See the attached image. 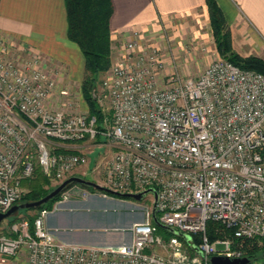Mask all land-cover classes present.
Returning <instances> with one entry per match:
<instances>
[{"label":"built area","instance_id":"1","mask_svg":"<svg viewBox=\"0 0 264 264\" xmlns=\"http://www.w3.org/2000/svg\"><path fill=\"white\" fill-rule=\"evenodd\" d=\"M140 38L133 30L106 69L94 94L100 121L52 108L54 79L42 57L0 38V212L37 169L54 184L82 167L79 176L96 172L114 192L157 194L122 228L128 242L86 245L58 238L48 215L70 199L109 194L70 185L31 221L0 227V264L21 252L28 264H211V255L245 256L243 240L264 239V73L217 58L196 77L167 75L162 48ZM95 145L107 150L91 165ZM153 211L198 240L165 238ZM209 222L230 232L212 240Z\"/></svg>","mask_w":264,"mask_h":264},{"label":"crops","instance_id":"2","mask_svg":"<svg viewBox=\"0 0 264 264\" xmlns=\"http://www.w3.org/2000/svg\"><path fill=\"white\" fill-rule=\"evenodd\" d=\"M216 2L231 29L236 50L239 34H246L251 42H264V0ZM112 5L109 27L114 48L133 30L140 32L144 42L146 35L156 29H176L174 34L180 29L182 33L183 29H211L205 0H112ZM67 25L65 0H0V38L16 49L26 47L31 54L64 63L71 76L79 80L84 72V57L78 45L68 38ZM85 200L89 203L96 199ZM80 205L78 199L61 203L48 215V226L64 241L103 245L94 242L91 232H105V222H96L90 215L70 216ZM92 208L87 206V210ZM8 264H28L25 253L12 257Z\"/></svg>","mask_w":264,"mask_h":264},{"label":"rangeland","instance_id":"3","mask_svg":"<svg viewBox=\"0 0 264 264\" xmlns=\"http://www.w3.org/2000/svg\"><path fill=\"white\" fill-rule=\"evenodd\" d=\"M175 30L176 29L152 30L146 35L144 42L142 41L144 45L153 42L162 48L165 56V74L177 73L182 78L196 77L212 59L224 58L216 49L212 29H196V32L190 29H183V33L180 29L178 33L174 34ZM128 39L129 38H125L124 41L117 42L116 45L114 43L116 46L115 48L110 42V63L114 61L118 50ZM236 42L239 48L238 50L234 48L231 37L232 47L239 54L243 56L257 55L264 58V42H251L246 34H239L236 38ZM41 59L44 61L45 67L54 79V87L49 97V103L52 108H61L73 112H89V104L85 100L81 90L82 75L84 72H82L81 79L75 80L71 76L68 66L64 63L51 59ZM105 72L106 70L97 75V82L94 87L97 93L100 90L101 80ZM160 83L163 84L164 82L162 83V80H160ZM94 93L93 89V97ZM106 150V146L95 145L92 147V149L87 152L91 160V165H93L94 161L104 154ZM81 170L82 167L77 168L74 174L79 175ZM84 176L86 179L95 182L101 181V175L96 172L91 173L88 170L87 174ZM35 177L36 176L25 181L23 196L30 193L32 181ZM42 186L50 191L55 184L47 180ZM74 190L80 191L77 187H75ZM90 197L96 200L87 203L85 199ZM85 199H78V201H81V207L80 209L75 208L77 210L74 209V211L70 212V216L82 217L90 215L96 222H105V232L104 230H94L91 232V236L95 238L93 239L94 242H99L103 245L117 246L129 241L128 232L123 231L122 228H128L132 222L140 220L142 214H144V211L142 213V206L145 204H152L153 197L150 192H147L140 200L132 198L121 199L109 195L104 196L102 192H97L92 195L90 194ZM88 205L89 207H93L91 209L92 211L87 210ZM36 212L37 211H34V209H18L12 215L3 219L0 222V227L6 229L9 223L20 218H26L30 221ZM158 232L165 238L173 234L171 231L164 228L158 229ZM174 234L179 235L184 240L191 239L190 234L178 230H176Z\"/></svg>","mask_w":264,"mask_h":264},{"label":"trees","instance_id":"4","mask_svg":"<svg viewBox=\"0 0 264 264\" xmlns=\"http://www.w3.org/2000/svg\"><path fill=\"white\" fill-rule=\"evenodd\" d=\"M205 2L208 8L210 25L218 53L242 68L254 69L264 73L263 57L257 55L243 56L233 49L230 28L216 0H205ZM65 4L68 23L67 36L78 45L84 56V74L81 82L82 94L89 104V113L95 115L98 121H100L102 114L95 98L92 96V90L94 89V94H96L94 87L97 82V75L105 71L110 65L111 41L109 19L113 11L112 0H65ZM34 176L36 177L32 181L30 193L22 196L18 202L35 200L49 192L42 186L49 179L38 169L31 178ZM73 184L82 185L91 191L97 190L94 187L78 182H70L65 188ZM103 192L113 197L122 198L115 193ZM59 195L60 193L38 207L28 209L37 211L42 208H49ZM158 229H162V227L158 226ZM207 232L209 238L213 240L218 236L229 233L230 230L222 228L217 223L209 222ZM191 238L195 241L198 240L197 236H192ZM241 247L244 250V255L250 261L264 258V239L256 237L245 239L242 241Z\"/></svg>","mask_w":264,"mask_h":264},{"label":"water","instance_id":"5","mask_svg":"<svg viewBox=\"0 0 264 264\" xmlns=\"http://www.w3.org/2000/svg\"><path fill=\"white\" fill-rule=\"evenodd\" d=\"M70 182H78L80 184H85V185H89L91 187H94L97 190H103L106 192L115 193V194L121 196L122 197L121 199L132 198V199L140 200L144 196V194L147 192H151L153 194L155 200L157 197L156 191L152 187L146 188V189L139 191V192H114V191L110 190L109 188L104 187L101 184H99L93 180L86 179V178L79 176V175H70V176L66 177L65 179H63L61 182H59L54 188H52L49 192H47L42 197L35 199V200L15 203L6 211L0 212V222L3 219L12 215L18 209L33 208V207H38V206L44 204L45 202H47L48 200H50L54 196L61 193L64 190L65 186ZM154 205H155V203H154ZM154 205H153V209H154ZM153 220L160 227L167 229V230L171 231L172 233H174L176 231V230L158 222L157 219L155 218L154 211H153ZM195 249L199 252L197 247H195ZM209 260H210L211 264H247L248 262H250V259L247 256L229 257V256H225V255H211Z\"/></svg>","mask_w":264,"mask_h":264}]
</instances>
